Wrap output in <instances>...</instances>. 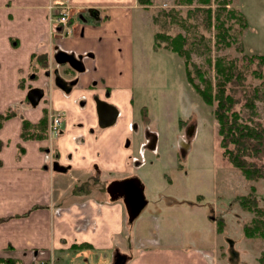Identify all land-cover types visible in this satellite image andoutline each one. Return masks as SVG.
Listing matches in <instances>:
<instances>
[{"label":"crops","instance_id":"crops-1","mask_svg":"<svg viewBox=\"0 0 264 264\" xmlns=\"http://www.w3.org/2000/svg\"><path fill=\"white\" fill-rule=\"evenodd\" d=\"M52 2L71 7V35H62L49 22ZM90 9L98 11L97 19L88 18ZM131 9L143 11L144 7L137 0H0V115L14 111L0 127V264H57L64 262L61 256L87 257L84 261L89 264H112L117 252L125 254V264H213V219L198 203L202 196L188 209L169 197L163 210L191 223L192 229L193 213L202 217L204 230L198 234L212 237L206 240L198 235L199 244L146 245L129 238L122 200L110 201L106 194L110 182L131 177L121 147L122 135L129 128L100 129L93 97L112 99L115 106L124 104L128 110L132 104L136 63L129 53L130 73L120 72L115 28H107L117 23V12ZM131 19L134 23L146 18L144 12H136ZM56 48L81 55L88 68L94 63L99 67L95 72L73 74L77 85L69 94L49 89L48 97L44 95L36 108L27 107L29 89L52 84L43 75L40 60L46 57L47 67L55 68ZM89 54L93 63L88 61ZM92 79L97 81L95 86H107V97L100 88H91ZM81 97L83 107L78 103ZM46 107L63 114L53 150L61 165L69 167L65 173L51 169L45 140L22 138L23 121L38 123Z\"/></svg>","mask_w":264,"mask_h":264},{"label":"rangeland","instance_id":"rangeland-1","mask_svg":"<svg viewBox=\"0 0 264 264\" xmlns=\"http://www.w3.org/2000/svg\"><path fill=\"white\" fill-rule=\"evenodd\" d=\"M150 1L151 4L143 11L131 9L117 12V23L107 27L115 28L120 72L129 70V53L138 72L130 85L133 100L129 110L124 104L115 106L112 99L111 102L106 100L107 104L116 107L119 114L113 126L123 131L128 125L129 130L121 140L122 151L129 164L127 175L141 181L147 200L146 207L133 224L126 225V234L136 239L137 244L165 245L171 241L199 244L198 233L204 230L202 217L193 213L191 218L194 219L195 229H192L189 226L191 223H183L176 214L168 216L172 211L165 212L163 209L169 197L177 199L182 209L184 205L188 209L202 196L201 202H197L213 219V264H264V228L262 237H247L244 233V228L253 227L255 220L264 221V178L247 181L223 158L214 109L188 83L185 59L169 50L154 48L155 32L182 33L194 44L189 51L190 64L195 63L205 78L213 82L212 67L217 58L243 54L264 56V0H230V8L241 12L247 24L244 29L239 20L226 21V26H229L226 39L230 41L232 38L231 47L216 43V31L207 23L205 9L208 5L201 6L198 0H192L190 5L183 0H179L182 2L180 5L176 4L177 0ZM209 7L212 25L217 1L210 0ZM170 10L177 14V20H182L180 25L170 24L169 20L159 16L161 11ZM136 12H144L146 19L133 23L131 18ZM155 17H158L159 26L154 23ZM116 33L119 35L116 36ZM93 60L91 56L88 59ZM84 66V73L95 72L99 67L95 63L90 68ZM44 70L43 75L50 79L51 70L48 67ZM189 71L201 86L191 66ZM96 82L95 79L90 81L91 88H100L106 96L107 86H95ZM51 83L53 86L45 88V96L49 94V89L57 88L53 79ZM83 102L81 97L78 103ZM254 104L256 115L264 124L262 88ZM129 119L131 122L128 124ZM46 141L49 142L48 139ZM240 200L247 206H242ZM210 235L199 236L207 240ZM123 250L126 254L130 253L125 248ZM61 257L64 262L57 264H89L84 261L87 257Z\"/></svg>","mask_w":264,"mask_h":264},{"label":"trees","instance_id":"trees-1","mask_svg":"<svg viewBox=\"0 0 264 264\" xmlns=\"http://www.w3.org/2000/svg\"><path fill=\"white\" fill-rule=\"evenodd\" d=\"M188 5L192 0H183ZM217 10L214 12V23L211 25L210 0H198L199 5H208L207 23L209 28L216 31V43H223L231 47V39L227 40L229 26L226 21L239 20L241 27L247 28L246 20L241 12L230 8V0H216ZM138 5L148 7L150 0H137ZM177 5L182 4L179 0ZM223 12V15L221 14ZM161 18L169 20L173 25H180L181 19L177 20V14L172 11H161ZM223 18V19H222ZM155 25L159 26L158 17L154 18ZM157 23V24H156ZM193 42L182 33L171 35L168 32L157 31L154 33V48L166 49L185 59L184 67L188 83L199 94L203 101L213 107L216 122L218 124V136L220 137V149L222 156L238 169L247 181H257L264 178V124L256 115L255 99L259 98L260 88L264 90V56L240 55L235 57H220L214 61L212 67L214 81L205 78L201 69L195 64H190V49ZM240 46H238V51ZM42 59V58H41ZM43 69L47 67V59L42 60ZM190 64V65H189ZM189 66L194 70L201 86L197 84L189 71ZM255 82H259L255 85ZM241 97L243 98L241 100ZM239 107V108H238ZM243 108V109H242ZM14 115L12 109L0 115V127L2 121ZM144 120L146 117L144 116ZM47 112L45 111L40 121L34 125L23 121L22 138L29 140H45L47 137ZM181 204V203H179ZM244 207L247 204L240 200ZM264 221L255 220L253 227H245L247 237H262ZM81 247V246H80Z\"/></svg>","mask_w":264,"mask_h":264},{"label":"water","instance_id":"water-1","mask_svg":"<svg viewBox=\"0 0 264 264\" xmlns=\"http://www.w3.org/2000/svg\"><path fill=\"white\" fill-rule=\"evenodd\" d=\"M91 12V11H90ZM54 61L58 65H67L71 70L82 73L84 72V65L82 63V56H74L66 52L56 49ZM54 85L65 93L71 90V86L75 85L76 81L70 83L69 86L61 78L57 71L54 72ZM44 95L41 88H32L27 92V99L31 107L38 106L40 100ZM95 101V110L97 115L98 126L101 129L109 128L114 125L117 118V110L111 105L99 101ZM68 168L61 166L58 162H53L52 170L56 173H65ZM106 192L110 201L122 200L126 212L127 223L133 224L136 218L141 214L147 205V200L144 195V187L141 181L136 178H128L120 181H113L106 187ZM127 257L120 253H116L112 264H125Z\"/></svg>","mask_w":264,"mask_h":264},{"label":"flooded vegetation","instance_id":"flooded-vegetation-1","mask_svg":"<svg viewBox=\"0 0 264 264\" xmlns=\"http://www.w3.org/2000/svg\"><path fill=\"white\" fill-rule=\"evenodd\" d=\"M58 3H63V2H58ZM64 4H66V3H64ZM66 5H68V4H66ZM69 6V5H68ZM70 7V6H69ZM71 8V7H70ZM91 11V12H90ZM97 13H98V11L97 10H93V9H90V10H88V12H87V15H88V18L90 17V18H92L93 19V17L95 18V19H97L98 18V16H97ZM86 15V16H87ZM72 16L73 15H71V17H70V19H69V22H68V25H69V27H70V29H71V34H72V28H71V19H72ZM70 34V35H71ZM79 56H81V55H79ZM89 57H90V55H89ZM56 63V62H55ZM82 63H83V57H82ZM67 65L65 64V65H58V64H56V67L55 68H52V70H51V73H50V76H51V79H54V72L55 71H57L58 72V74H59V76L61 77V78H63L64 79V81L66 82V85L67 86H69L70 85V83L71 82H73V81H76V83H75V85H73V86H71V90L74 88V86H76L77 85V79L74 77V75L73 74H80V73H77V72H75V71H73V70H71L68 66H67V68H65V70L64 69H61V68H64V67H66ZM54 83V82H53ZM32 89V88H31ZM41 89H43V91H44V95H45V89L44 88H41ZM30 90V89H29ZM28 90V91H29ZM71 90L67 93V94H69L70 92H71ZM44 95H43V97H44ZM109 95V90H108V92H106V97ZM43 97H42V99H43ZM41 99V100H42ZM99 100V101H102V102H105L106 103V100H103V99H100L98 96H94L93 97V102H94V105H95V101L94 100ZM41 100H40V102H41ZM39 102V103H40ZM25 104L27 105V107H30V108H33V107H31V105H30V103H29V101H28V99H27V95H26V99H25ZM85 105V102H83V103H80L79 105L81 106V107H83L84 105ZM39 105V104H38ZM37 107V106H36ZM35 107V108H36ZM115 109H116V107H114ZM117 110V109H116ZM45 111L47 112V119H48V125H47V137H46V139H48L49 140V142H47L46 141V139H45V141L48 143L47 145H48V147H47V145H46V149H45V151H46V155L48 156V159H49V164H51V169H52V164H53V162H58L60 165H61V163H60V158H59V156H58V154L56 155V153H55V151L53 150L54 149V141H55V139L59 136V134H60V132H61V128H62V117H63V114L62 113H59V112H55V111H53V110H50L49 108H45L44 109V111H43V115H44V113H45ZM96 111V110H95ZM53 115H58L59 116V119H60V126H59V129H58V131L57 132H52L51 130H50V116H53ZM118 116H119V114H118V111H117V118H118ZM117 118H116V121H117ZM116 123V122H115ZM114 123V124H115ZM97 124H98V121H97ZM99 127V126H98ZM101 129V128H100ZM105 129H107V128H105ZM61 166H64V165H61ZM64 167H66V168H68L69 169V167L68 166H64ZM67 169V170H68ZM129 178H133V177H129ZM125 179H128V178H125ZM124 180V179H123ZM117 181H120V180H117ZM113 182V181H112ZM111 183V182H110ZM109 183V184H110ZM108 184V185H109ZM107 185V186H108ZM106 194H107V192H106ZM108 195V194H107ZM109 197V196H108ZM119 200V199H118ZM121 200V199H120Z\"/></svg>","mask_w":264,"mask_h":264},{"label":"built area","instance_id":"built-area-1","mask_svg":"<svg viewBox=\"0 0 264 264\" xmlns=\"http://www.w3.org/2000/svg\"><path fill=\"white\" fill-rule=\"evenodd\" d=\"M72 15L71 8L58 2H52L48 6V18L49 22L54 24L56 29H59L64 36L71 34V29L68 25L69 19ZM50 130L57 132L60 126V119L58 115L50 116ZM40 264H51L50 262H41Z\"/></svg>","mask_w":264,"mask_h":264}]
</instances>
